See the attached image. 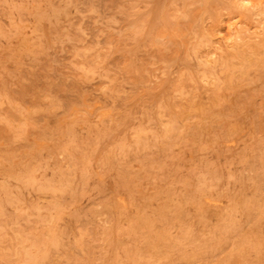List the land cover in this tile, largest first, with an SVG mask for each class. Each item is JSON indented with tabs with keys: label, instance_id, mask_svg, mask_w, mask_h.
Listing matches in <instances>:
<instances>
[{
	"label": "rangeland",
	"instance_id": "1",
	"mask_svg": "<svg viewBox=\"0 0 264 264\" xmlns=\"http://www.w3.org/2000/svg\"><path fill=\"white\" fill-rule=\"evenodd\" d=\"M0 264H264V0H0Z\"/></svg>",
	"mask_w": 264,
	"mask_h": 264
}]
</instances>
